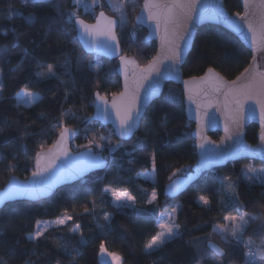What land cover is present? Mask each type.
<instances>
[{"label":"trees","instance_id":"16d2710c","mask_svg":"<svg viewBox=\"0 0 264 264\" xmlns=\"http://www.w3.org/2000/svg\"><path fill=\"white\" fill-rule=\"evenodd\" d=\"M223 1L229 14L241 13L239 0ZM57 3L62 5L59 11L55 7ZM142 3L143 0H123L125 23L121 24L117 13L108 12L103 1L99 8L84 10L74 0L28 4L22 0H0V45L11 49L9 57H0V83L4 85L0 100V189L12 177L27 179L33 171L37 152L50 148L63 127L80 128L82 120L92 114L96 92L112 98L121 91L116 62L87 56L78 41L62 31L66 28L72 36L76 35L74 23L66 22L61 13L75 11L87 23H92L99 11L116 18L123 54L144 67L154 58L156 46L145 42V30L134 23ZM29 13L35 14L33 23H26L23 18ZM17 38L19 46L12 47ZM22 49H27V56ZM95 59L103 63L101 69L91 68ZM250 59V52L230 33L215 26H204L197 32L182 73L185 79L200 77L211 67L232 81L245 71ZM47 64L54 66L58 78L38 75L47 74ZM16 65H20L19 71ZM21 89L39 93L38 102L29 108L18 105L16 93ZM58 121L62 126L54 127ZM94 130L106 131L112 144L120 145L110 152L105 170L59 189L48 200L14 202L0 210L3 264L29 261L31 264H98L101 244L108 252L117 253L122 264H264V261L247 263L244 253L248 241L253 248L264 245V226L257 225L262 220L250 221L240 242L231 244L233 248L225 252L224 258H216L207 248L209 241L216 242L213 228L224 225L226 215L264 214V184L248 183L244 177L248 165L264 167L263 164L231 163L206 173L176 199L170 200L164 195L165 186L177 177L173 173L187 174L196 161L193 125L186 119L179 87L166 86L162 97L147 109L138 134L130 142L120 143L110 128L91 124L80 130L72 145L74 152L85 150L83 146L89 145ZM257 132L255 125L247 128L246 141L250 145L257 143ZM210 138L217 142L220 135L212 134ZM153 150L154 171L150 162ZM150 171L154 173L153 184L140 178ZM228 184L232 185L231 192ZM105 188L134 197V206L114 207L103 194ZM154 193L156 198L150 202ZM201 196L209 199V207L198 203ZM233 197L240 207L230 211ZM177 204L181 206L176 220L181 225V235L163 248L146 254L145 245L160 231L159 216L172 212ZM64 212L72 219L50 228L46 238L37 244L26 239L33 232L36 220H55ZM105 215L110 216L108 221L104 220ZM76 225L79 232L74 233ZM63 245L70 251H65Z\"/></svg>","mask_w":264,"mask_h":264},{"label":"water","instance_id":"95a60500","mask_svg":"<svg viewBox=\"0 0 264 264\" xmlns=\"http://www.w3.org/2000/svg\"><path fill=\"white\" fill-rule=\"evenodd\" d=\"M144 2L145 0H143L137 16L142 15ZM239 3L242 11L240 15L237 16L236 14H229L225 8L223 0H199V4L194 5V10L189 16L178 17L179 24L177 26L169 25V39L174 41L178 50H182V56L178 64L170 58H165L166 56H170V53L168 52L167 43L162 42L161 40V36L164 34L163 21L161 20V27L157 28V22L148 19L146 14L145 18L139 21L136 16L134 20L135 25L144 29L146 32L145 42L154 43L156 46L154 57L158 58V62L155 66V70L148 74L147 79H142L145 74L141 70L146 68L149 63L146 66L141 67L134 58L123 54L117 36L118 20L103 11L106 17L117 20L114 34L116 36V41H118V48H116L115 53L103 48L97 51L88 52L84 47V43L80 40L77 41L87 56L116 62V74L121 84L120 93L125 91V72L127 73V82L130 91L134 90L137 83H139L140 89L136 94L138 96L142 113L138 120V126L134 130L131 139H121L117 133L115 110L111 108L113 97L107 98L109 102L108 108L112 111V117L105 121L100 117L97 111L95 106V96H93V111L91 116L83 119L80 128H69L70 130H73V134L67 137V149L72 158L68 159L59 156V149H52V146L60 141V134L56 138L54 144L50 148L45 149L46 153L51 149L52 155H46L42 159V164H46L49 159L53 158V156H59V158L56 159V164L59 169L58 175L60 177L58 181L52 184L51 188L46 192H12L9 199L0 201V210L7 204L14 202L24 201L36 203L48 200L59 189L76 184L93 173L105 170L108 167L107 159L103 153L95 152L94 149H92L93 156L102 159H99V162L93 166H84L83 162L76 158L77 153L82 154L85 152V150L74 152L72 149V145L79 137L80 130L91 124H98L104 128H110L118 142H130L138 134L143 116L147 109L153 102L162 97L165 88L168 85H174L181 89L186 119L193 125L192 138L195 142L196 161L191 170L185 176L176 177L165 186L164 195L166 198L170 200L176 199L186 192L188 188L196 183L203 175L213 170L224 168L228 164L250 161L264 165V122L261 120V113L264 111V93H261L254 87L251 98L245 99L244 97H235L232 95H229L226 98L224 95L215 92L212 83L210 82L185 84V81H190L191 78L185 79L182 73V67L192 50L198 30L204 26H215L234 36L251 54L249 65L246 68L248 71H243V76H241L242 73L237 76L241 77L239 81L237 80V77L232 81H228L220 74L215 73L224 81L229 82V84L235 81L237 86L250 81L259 82L260 76L258 74L264 72V41L257 40L254 42L252 39V33L249 32L247 25L248 22H251L257 33H259V25L264 23V9L260 7L259 0H249L247 8L244 6V0H239ZM221 7L223 8V14L220 12ZM99 14L100 12L95 14L92 23L88 24H97ZM226 17L228 19H226ZM99 23L101 28L107 26V22L104 20L99 21ZM100 39L105 40L106 38L100 37ZM116 41H110V43L115 45ZM120 56L125 57L129 61H135V64L129 63L125 65L121 61ZM206 73L207 71L202 76H205ZM221 87H223V85H221ZM189 90H191V93ZM190 94L193 97L192 100H189ZM116 99L119 103L120 97L117 96ZM236 121H238V126ZM250 125H255L258 128L256 135L257 143L255 145H250L246 141V131ZM225 127L228 128V132H225ZM61 131H63V129ZM212 134L220 135L217 142L210 138V135ZM201 143L205 144V147L210 150L214 149L221 153L227 151L233 152L234 154L227 159L205 162V157L199 147ZM241 143L247 145L248 150L236 152L235 150ZM34 170L35 158L33 162V171ZM188 177H191V179H188ZM42 179V177L33 178L32 173L25 180L12 177L9 179L5 187L0 189V195L8 192L14 183L19 185L25 182L31 183L35 180L39 184ZM174 181L181 182V184L174 193H170L169 185ZM207 248L216 258L222 259L225 257H220L211 248L208 246Z\"/></svg>","mask_w":264,"mask_h":264},{"label":"snow or ice","instance_id":"6c2138e0","mask_svg":"<svg viewBox=\"0 0 264 264\" xmlns=\"http://www.w3.org/2000/svg\"><path fill=\"white\" fill-rule=\"evenodd\" d=\"M24 4H28L30 2L32 3H43L45 0H22ZM100 0H90V4L92 6H95L99 4ZM109 3L112 4L114 8H116L117 11L123 12V5H117L113 4L112 0H109ZM260 7L264 9V0H259ZM74 4L78 7L82 4L87 9L89 7V0H74ZM199 4V0H145L143 9H142V15L137 16V20H143L145 18V14L148 19L155 20L157 28L161 27V20L163 21V35L161 36L162 42H166L168 45V52L170 53V56H166L165 58H170L174 60L177 64L179 63L181 56H182V50H178L175 46V43L173 40L169 39V25L177 26L179 24L178 17H187L190 15V13L194 10V5ZM249 5V0H244V6L247 8ZM57 11H59L62 7L61 4L57 3L55 5ZM102 7V5H101ZM221 14H223V8L220 9ZM65 16L66 22H72L75 25V31L76 35L72 36L71 32L68 31V29H62L64 31L65 35L69 36V38L73 40H80L84 43V47L88 52L97 51L100 49H106L110 50L111 52L115 53L116 48H118V41H116V36L114 34V29L117 24V20L111 19L105 16L104 12L101 11L99 14L98 22L97 24H88L84 20L79 19L77 16V13L75 11H69L67 13H61ZM237 16H239V13H236ZM11 19V15L8 17ZM26 23H33L35 20V14L29 13L26 16L23 17ZM226 19H228L226 17ZM104 20L107 22V26L104 28L100 27L99 21ZM121 24L125 23L124 16L121 15L120 21ZM248 30L252 33V39L253 41H264V23H261L259 25V33H257L256 29L253 27L251 22H248ZM100 37H105V40H101ZM110 41H116V44L113 45L110 43ZM19 41L17 40L13 43L12 47H18ZM11 49L7 45H0V57H9L10 56ZM23 55L27 56L28 51L27 49H22ZM121 61L127 65L129 63L135 64V61H129L125 57L120 56ZM158 62V58H153L148 66L141 71L145 74L142 79H147L148 74L153 72L155 70V66ZM92 67H95L97 70L101 67L98 63L95 65H90ZM47 74L45 73H38L39 76L45 77L47 75V78L57 77V73L53 70L52 64H47ZM138 67V66H137ZM20 65H16V70L19 71ZM247 72L248 69H245ZM244 74L242 73L241 76ZM260 76L259 82L250 81L248 83H243L240 86L236 85V82L233 81L231 84L229 82L224 81L221 77H219L213 68H208L207 73L205 76L197 77L193 76L191 77L190 81H185V84L190 83H204V82H210L212 83L213 90L215 92L220 93L221 95H224L226 98L229 95L235 96V97H244L245 99L251 98L252 92L254 87L257 88L261 93H264V72H261L258 74ZM241 77H237V80L239 81ZM223 85V87H221ZM140 89L139 83H137L136 88L134 90H129L128 82H127V73L125 72V91L118 94H113V100L111 103V108L115 110V117H116V128L117 133L121 139H131L134 130L138 126V120L141 117L142 109L139 104L137 92ZM3 91H4V85L3 83H0V100L3 99ZM191 93V90H189ZM16 96L18 97V104L24 103L25 105H32L38 102L39 93H35L32 91H29L27 89H21L20 92L16 93ZM95 96V106L97 108V111L100 115V117L107 121L111 119L112 117V111L108 108V100L106 96L101 95L99 92H96L94 94ZM120 97V102L118 103L116 97ZM192 95H189V100H192ZM239 102V101H238ZM261 120L264 122V111L261 113ZM238 126V121H236ZM62 126V123L58 121L57 125H54V127H60ZM225 132H228V128L225 127ZM73 134V130H70L67 127H63V131L60 133V141L57 144H54L52 146V149H59V156H63L65 158L71 159L72 157L69 155V151L67 149V137ZM100 139L105 140L107 144H111V141H107L105 137H101ZM95 144V141H89V145L83 146L85 147L84 153H77V159L81 160L83 162L84 166H93L94 164L99 162V159L102 158H96L93 156L91 145ZM120 145H117L116 147H119ZM81 147V146H77ZM200 149L203 152V155L205 157V162L208 161H216V160H223L227 159L229 156L233 155V152H219L217 150H210L205 147V144L201 143L199 145ZM114 150V149H113ZM248 146L241 143L239 147L235 150L236 152L239 151H247ZM46 155H52V150H48L46 153L45 150L42 148L39 153L36 154L35 157V170L32 172V177H42L43 179L37 183V181L33 180L31 183L25 182L23 184H13L12 188L8 191L0 195V201L7 200L10 198V195L12 192H18V193H31V192H37L42 191L46 192L48 191L52 184L58 181L60 178L58 175V166L56 164V159L59 158V156H53V158L49 159L46 164H42V159ZM150 162L152 165L153 171L156 168V154L155 150H153L152 155L150 157ZM181 171V170H177ZM185 172L187 170H184ZM247 173H253L256 174L255 176L247 175L246 179L248 181H253L254 179L259 181L261 184H264V168L256 169V168H247ZM175 175V173H173ZM188 179H191V177H188ZM230 179V178H229ZM181 182L174 181L172 184L169 185V192L174 193L179 187ZM227 189L229 192L232 191V185L228 184ZM105 193L108 191L107 188L103 190ZM155 193L153 194V199H155ZM116 201H123L122 203L118 204V207L121 208H127L130 205L127 203L124 197L120 195L115 196ZM129 199H134V197H129ZM151 202V201H150ZM198 203H200L202 206L209 207L210 201L207 197L201 196L199 197ZM181 206L176 205L175 208L172 209V212L168 214H161V223L159 224V227L161 231L157 232L156 235L152 236L150 241L145 245L144 251L146 254H151L154 251H157L161 248H163L170 240L175 239L179 235H181L180 228L181 225L172 219V217L176 214L177 209H179ZM240 207L238 201L233 197L232 203L230 205V211L231 210H238ZM85 212H88V209L85 208ZM72 216L68 215L67 212L62 213L61 215L57 216L55 220H36L35 227L33 232L29 233L26 236V239L33 243L37 244L41 238H46L45 233L49 231L50 228H53L54 226H59L67 223V221L71 220ZM110 219L109 215L104 216V220L108 221ZM226 221H231V227L226 228L223 225L214 227L213 231L218 232L226 241H227V235L226 233L230 232L232 237H234L237 242H240L241 236L243 232L246 230V228L249 226L250 221H257L262 220L264 221V214H252L249 215L247 212H240L238 215H226L224 217ZM73 232H79V225H76L73 228ZM81 242L83 240L81 239ZM252 244L251 241H248L245 247L249 248L248 255H259V258L261 260H264V245L256 246L255 252H253L250 245ZM209 248H211L218 256L223 257L226 255L224 249L220 248L215 243L209 241L208 245ZM65 251H70L67 247V245L62 246ZM35 254V252L33 253ZM100 254L101 257L106 254L107 256L111 257L114 264H121V257L114 252H108V250L105 248L104 244L100 245ZM0 264H3L2 261H0ZM26 264H31V262H26Z\"/></svg>","mask_w":264,"mask_h":264},{"label":"rangeland","instance_id":"374dc122","mask_svg":"<svg viewBox=\"0 0 264 264\" xmlns=\"http://www.w3.org/2000/svg\"><path fill=\"white\" fill-rule=\"evenodd\" d=\"M101 1H103V3L107 6L108 12L117 13L118 19L120 21V17H121V15H123V12L117 11L116 8H114L112 6V4L109 3V0H100V2H99L100 4H101ZM112 3L113 4L120 5V4H123V0H112ZM79 7L80 8H83L84 10H87L88 8H93L94 6H92L90 4V1H89V7L87 9L84 7L83 4L81 6H79ZM97 59H95V61H94L95 63L93 65H95V64L98 63L101 66L99 69H101L103 67V63L101 61L97 60ZM91 68L97 70L95 67H92L91 66ZM16 100H17V104H18V97L17 96H16ZM18 105H20L22 107L29 108V107L33 106L34 104H32V105H25L24 103H20ZM76 120H78V119L76 118ZM88 132H90V133L93 132L92 133L93 135H91L89 137V140L90 141H95V144L92 145V149H94L97 152L103 153V155H106L105 156L106 159L109 158L110 152H112L113 149H115L118 144H115V143L112 144V141H111V144L109 145V144L106 143L105 140L100 139L101 137H105L107 141H110L109 137L106 135L107 134L106 131H104V132H98L97 130L96 131L94 130L92 132L91 131H88ZM75 149H78V148L75 147ZM250 167L251 168H256V169H261V168H264V167H256L253 164H250V165H248L245 168V171H244V177H245V180L248 183H260L259 181L255 180V179L253 181H251V182L246 179V174L247 175H252V176H255L256 175V174H253V173H247V168H250ZM175 175L177 177H179V176H185L186 174L184 175V173L179 172V173H177ZM140 178L142 180H144V181H147V182L151 183V184L154 183V173H153V171H150L149 173H147L145 175H141ZM103 194L106 195L110 199L111 204L114 207H116V208H121V207H118L117 205L123 202V201H116V199H115V196L116 195H120V196H122V197L125 198V200L127 201V203L130 205L127 208H132L134 206L133 199H129L130 196L127 193H125V192H114V191L108 189V191L106 193L103 192ZM150 201L151 202L154 201L153 196L150 198ZM178 210L179 209H177L176 214L172 217V219L175 220V221L177 220ZM168 213H170V212H167V213H164V214H168ZM161 222L162 221H161V215H160L159 218H158V222H157L158 227H159V224ZM231 224H232L231 221H225V224L223 226L226 227V228H230L231 227ZM257 225H263L264 226V221H262L260 224L257 223ZM159 229H160V227H159ZM160 231H161V229H160ZM216 235H217L216 242L215 241L214 242L217 243L222 249H224L225 252L226 251L227 252H230L231 251V249L233 248V246L231 244H233V243L234 244H238L237 240L234 237H232V235H231L230 232L226 233V235H227V241L218 232H216ZM98 264H114V262L112 261L111 257L107 256L106 254L102 258L101 257V254H100V251H99ZM121 264H122V262H121Z\"/></svg>","mask_w":264,"mask_h":264},{"label":"built area","instance_id":"2783aa9c","mask_svg":"<svg viewBox=\"0 0 264 264\" xmlns=\"http://www.w3.org/2000/svg\"><path fill=\"white\" fill-rule=\"evenodd\" d=\"M251 248H252L253 252H255L256 248H253V247H251ZM248 252H249V248L248 247H244V253H245V256H246L247 263H254V262L264 261V260H261L259 258V255L249 256Z\"/></svg>","mask_w":264,"mask_h":264},{"label":"flooded vegetation","instance_id":"af4514ba","mask_svg":"<svg viewBox=\"0 0 264 264\" xmlns=\"http://www.w3.org/2000/svg\"><path fill=\"white\" fill-rule=\"evenodd\" d=\"M95 6H97V8H99V6H100V3H99V4H97V5H95ZM95 6H94V7H95ZM94 7H93V8H94ZM89 9H92V8H89ZM87 10H88V9H87ZM99 12H101V11H99ZM99 12H97V13H99ZM97 13H96V14H97ZM106 14H107V13H106ZM108 15H109V14H108ZM93 18H94V16H93ZM92 21H93V19H92Z\"/></svg>","mask_w":264,"mask_h":264}]
</instances>
